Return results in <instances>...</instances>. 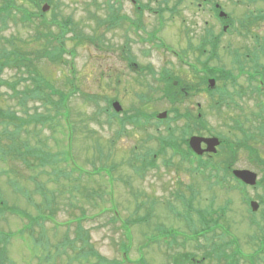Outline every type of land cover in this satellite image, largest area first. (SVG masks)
I'll return each mask as SVG.
<instances>
[{"label": "rangeland", "instance_id": "1", "mask_svg": "<svg viewBox=\"0 0 264 264\" xmlns=\"http://www.w3.org/2000/svg\"><path fill=\"white\" fill-rule=\"evenodd\" d=\"M114 1L53 0V4L43 3L35 8L32 3L28 5L16 0L18 5L26 3L25 7L35 12L38 19L30 27L10 21L8 28L0 31V34L15 39L17 50L26 61L31 62L33 69L30 73L7 71L3 79L16 84L18 92L33 90L36 82L42 84L41 78L51 82L57 91L50 97L49 91L45 90L52 103V106H48L49 111L53 108L51 116L59 111L55 104L59 102L60 94L69 96V130L74 131L72 151L77 163L92 172L100 166L104 168L100 175L93 178H82L78 182L63 178L60 184H56L49 181L47 175H39L42 170H29L32 166L21 160H0V195L10 208L24 210L32 215L33 220H39L37 225L31 221V227L29 219L20 217L18 211L15 214L8 211L0 218V240L7 234H14L4 254L5 259L0 255V264H120L123 260L122 244L129 246L130 264L142 260V264H174L173 258L178 255L179 259L181 257L179 250L168 245L173 241L172 233H179L177 242L181 243L193 227L200 228L195 209L208 208L212 201L216 209L228 203L229 212L223 218H217L220 228L215 234L219 237L213 239L209 235L206 240L201 238V243L207 248L196 250V259L191 260L196 264H218L217 260L210 257L216 251L212 248L227 242L228 238L225 237L230 236L237 241L245 256V259H240L241 264H252L248 259L253 255L256 257L255 264H264V145H253L259 157L256 162L251 161L247 150L238 147L236 140L240 133L235 130L237 126L246 132L252 129L257 133L256 129L264 127V108L261 106L264 96L253 93L254 84L248 88L249 80L242 73L238 84L228 85L223 97L212 99L211 95H206L204 91L202 93V88L195 81L190 83L186 67L170 52H164V57L156 51L157 47L141 41L151 33L158 32L167 47L184 55L189 37L186 29H193L200 37L207 21L205 12L191 5L190 1L186 0L180 6L182 3L179 4V0H138L142 8L138 14L132 0H118L120 6L114 9L115 14L120 18L127 15L136 20L142 28L138 33L130 30L124 22L112 23L110 6ZM218 1L226 11L238 17L248 14L252 10L248 7L251 4L264 6L259 2L242 4L246 0ZM2 4L4 2L0 0V6ZM46 5L50 7L44 12ZM20 15L14 11L18 22ZM67 21L73 25H67ZM41 22L51 23L50 29L41 27ZM48 31L50 37L46 36ZM228 44L240 50L251 46L257 52H264V22L254 20L249 35H225L221 44V50L225 51L221 62L230 69ZM60 47L61 57H56L52 53ZM52 56L56 59H50ZM127 59L137 62L138 70L143 69L142 75L152 74L155 77L161 67H166L164 70L175 76L167 91L170 103L162 99H145L158 91L153 92V82L149 83L147 76L141 82H136L139 77L126 70ZM244 64L249 71L264 72V54L258 62L256 54L254 61L245 60ZM233 65L235 68L236 65ZM11 94L7 86L0 89V107L11 109L19 119H26L27 115L22 112L18 101L10 98ZM35 99L29 101V113L46 115L47 109L42 100ZM108 101L119 102L122 107L119 118H131L132 125L125 121L122 131L118 124L119 118L109 120L105 112ZM163 112H167L168 119L173 121L159 124L152 120L151 127H135L137 125L134 123L138 120ZM177 118L181 119L175 123ZM188 120H191V127L187 134L176 133L180 141L178 145L183 146V141L199 133L205 137L219 136L221 140H226V146L220 148L221 152L212 159L213 163L224 169L222 164L230 162L233 169L252 171L257 175L260 185L240 189L230 175H227L230 181L213 178V181L208 182L204 179L208 173L201 174L169 147H161L159 151L156 138L166 136L168 126L172 130L177 126L185 128ZM65 122L61 116L54 123L55 128L49 124L45 127L40 123L34 125L33 130H43L44 127V132L41 131L36 139L33 137L31 144L37 146V140L41 139L45 142L43 145L56 154L60 151L58 140L66 137ZM0 131L5 134L3 126H0ZM24 137H21L23 141ZM16 143L19 147L23 144L19 141ZM231 143L235 148H232ZM10 145H13L12 140L6 139L2 146L6 148ZM151 153H154V168L148 165ZM32 162L37 163L34 160ZM21 173L25 176L19 182L16 179ZM221 175L224 176L223 173ZM30 177L46 182L48 189L61 185L65 187L62 190H68L64 194V206L60 205L55 211L54 222L38 219L50 215L52 208L37 210L28 201L26 195L37 202L43 198L35 193L36 182ZM12 181L13 188L10 185ZM76 185L83 188L81 192L97 191V198L89 197L87 200L81 193L71 192ZM24 188L28 194L23 192ZM190 189H197V192L192 191L190 195ZM191 198L194 200L191 201ZM247 199L258 203L257 212H252L251 204L246 203ZM70 201L77 207H71ZM106 208L108 211L100 213ZM83 210L88 219L79 227L75 224L78 223L75 218L82 216ZM143 219L148 221L147 225H143ZM125 221L129 223V234H125L122 226ZM67 222L69 227L65 226ZM62 223L63 226L60 225ZM219 233H224L225 237H220ZM126 235L130 237L126 238ZM158 241L164 244L156 243ZM205 252L208 254L206 259L203 257ZM225 252L228 256L233 255L229 248Z\"/></svg>", "mask_w": 264, "mask_h": 264}, {"label": "trees", "instance_id": "2", "mask_svg": "<svg viewBox=\"0 0 264 264\" xmlns=\"http://www.w3.org/2000/svg\"><path fill=\"white\" fill-rule=\"evenodd\" d=\"M2 1L4 2V4L0 6V31L7 29L10 21L17 22L20 25L22 24V26H26V27H30L34 25L35 20L38 19V15L35 12L27 9L25 7L27 6V4L29 5V3H32L35 8H39L40 5L43 3L53 4V0H21L27 3V4L24 3L22 5H18L16 3V0H2ZM183 1L184 0H179V4H181ZM110 7L112 9V17H113L112 23L118 24L121 20H124V17L120 18L117 14H115V11H114V9L116 8L115 4H111ZM14 11L15 12L17 11L21 14L19 22L15 19ZM66 24L73 25V23L69 21H67ZM40 25L41 27L43 26L45 30H48L50 29L51 23L41 22ZM46 36L50 37V31H48ZM52 39L55 40V38H52ZM60 49L61 47L56 49L52 54H54L56 57H61L60 54L62 52H59ZM262 54H264V52L262 53L257 52V62L259 61L260 57H262ZM55 56H52L50 59H56ZM257 65L259 66V64ZM12 70L19 71V72L26 71L28 73L33 71V69H31V62L26 61L23 57V54H21L19 50H17L15 39L13 37H6L2 35L1 33L0 34V89L3 86H7V88L12 91L10 98L12 100L18 101V105H20L22 112L27 115V118L19 119L17 118L16 114L11 109L5 110L3 109L2 106L0 107V126L4 127V133L6 134L5 135L2 133V131H0V160L4 162H7L8 158H11V161L13 162L17 159L21 160L24 164H27V165L30 164L32 166L29 170L33 172H38L39 170H42L39 173V175H47L49 178L48 180L54 181L56 184H60V181L63 178L64 179L70 178V179H73L75 182H78L79 179H82V178H91L92 176L100 175L104 169L102 168V166H100L98 169H94V171L92 172V171H87L86 169H84L83 166L79 165L80 163L79 164L77 163L78 161L76 160L75 155L73 154V151H72L73 137H74V131L72 129L70 132L68 133L66 132V135H65L66 137L64 138V140H58L57 146L60 148L59 149L60 151L57 152L56 154L52 153L50 149L48 150V147L43 145V143L45 142L41 139L37 140L38 142L37 146L36 144L35 145L31 144L33 137L36 139L38 138V136H40L41 131L44 132L45 125L49 124L51 125V128H55L54 123L58 121L59 117L62 116L63 118H66V119L70 117L69 109H68L69 96L60 94L59 102L55 104V106L59 107V111L55 113L54 116H51L52 114L50 113V111H53V108H51L50 111L48 110V106H52V103L48 99V95L51 97L52 95L57 93V91L55 90V87L51 85L52 83L46 80L45 78H41L42 84L36 82V86L33 90L30 91L29 89H27L22 92H18L16 89L17 88L16 84L6 82L3 79L5 73L7 71H12ZM45 90L49 91L48 95L45 92ZM33 98L34 99L36 98L35 100L37 99L42 100L43 105L47 109L46 115H43V114L32 115L29 113L28 111L29 101ZM105 112L108 115L109 120H112L114 118H117V119L119 118V115L114 113L112 110L111 101H108V106L105 109ZM175 112L178 113L177 110ZM180 117L182 118L181 115ZM181 118L175 119V123H178V121ZM118 120H119L118 124L120 126V129L123 131L124 118L123 119L119 118ZM170 121H173V120H170ZM188 121L189 123L186 124L185 128H180L179 126H177L175 130H171L169 137H168V141H166L165 144L168 143V146L177 145L176 143H177L178 137L176 133L184 132V135L187 134V131L191 127L190 125L191 120H188ZM38 123L44 125L43 130L42 129L38 130L36 128H34L33 130L34 125ZM64 124H65V128L67 129L68 124L66 123ZM235 130H237L240 133V137H238V139L236 140L238 147L240 149L242 148L244 150L246 149L247 152L255 155L258 158L259 157L258 151L254 149L253 145L254 144L257 145L259 143H263L264 145V127L262 126L259 130L256 129L257 133H254L252 129L246 132L239 127H236ZM25 134L26 136L24 137ZM199 135H203V134L199 133ZM21 137H24V141L23 139H21ZM6 139L7 140L11 139L13 142V145H10L4 148L2 145ZM16 141L22 142L23 143L22 146L19 147ZM224 145L225 144H223L222 146ZM32 160L37 161V163L32 162ZM259 162L262 164L261 161ZM94 164H96V162H94ZM47 168L50 170L47 171ZM197 168H198L197 171H199L203 175H205V173L207 172L208 174L207 176H205L207 178L213 177V178H216L217 180L219 179V181L227 180V175L224 174V176H221L220 169L215 166H209L207 164H199ZM82 169L84 171H82ZM230 170H231L230 168H225L226 173H228ZM77 172H80V173L78 174ZM228 175L232 176L230 172L228 173ZM24 176L25 174L21 173L20 177L17 178L16 180L19 181L20 178L24 179ZM30 180L32 181L34 180L36 182L35 183L36 185L35 193H39L40 195L43 196V198L40 199L41 201L37 202L35 200L33 201V199L29 197V195H26L30 204H32L31 206H34L37 210H41V211H43L44 208H47V207L52 208L53 210L50 215L46 217H41L38 219H47V220L49 219L51 221H54V218H55L54 214L56 213L55 211L57 210V207L59 208L61 207L60 205H62V207L64 206V202H63L64 196H65L64 194L66 191L68 192V190H62V188H65V187L64 186L62 187L61 185L60 187L58 185H55L54 186L55 189H52V188L48 189L46 182L37 181L36 178H32V177H30ZM214 181L216 180L214 179ZM10 185L13 188V181L10 182ZM225 187L226 185L224 186V189H226ZM82 190L83 188L80 187V185H76L75 188L71 190V192L81 193L84 199H87V200L89 197H92L95 199L97 198L95 196V192L97 191L81 192ZM23 192L25 194H28L25 188ZM56 197H59V199L57 200ZM213 203L214 201L211 202L208 208L203 207V208L195 209L196 213L194 214H196L199 219L200 228L193 227L191 232L187 233L188 235H186V238H184L181 241V243L177 242L178 237L176 236L179 235V233L177 232L172 233L173 241L169 243L168 245L170 247H173L174 249L179 250L180 257H181V259H179V255L175 256L173 258L174 264H196L191 260L193 258L196 259V256H197L196 250L198 251L201 248H207L206 245L201 243L200 239L203 238L206 240L209 235H211V238L213 239H215L216 237H219V235L215 234L216 231L220 228L217 218L218 219L223 218V215L229 212L230 206L228 208V203H227L225 207H220L216 209L213 206ZM246 203L247 205L249 204L248 199L246 200ZM5 205L9 209L5 207ZM70 206L77 207L76 205L73 204L72 201H70ZM113 209L115 208L113 207ZM8 211L11 212L12 214H15L18 211V213L20 214V217L22 216V218L24 219H29L28 221L31 227H32L31 221H35L34 223H36V225L38 224L39 220L37 219L33 220L32 215L27 214L26 212H24V210H17L15 208L13 209L10 208L7 205V202L5 201V198L0 195V218L4 217L3 215L7 213ZM83 211L84 213L82 216L75 218V219H78V223L76 224L79 225V227L81 223L83 222V220L86 219L85 210ZM106 211H108L107 208L103 209L100 213L106 212ZM114 212L117 213V211H114ZM147 224H148V221L146 219H143V225H147ZM122 226L125 228V234H129L130 233L129 223H126L125 221ZM224 233H219L220 237H225ZM13 235H14L13 233H11V235L7 234L5 237H3L0 240V244L2 245V247H0V255L3 256L4 259H5L4 254L8 250L7 247L10 244V240L13 237ZM127 237L129 238L130 236L126 235V238ZM225 238H228L227 242L221 243L220 245L213 246L212 249L216 250L215 255L210 256V257H213V260H217L218 264H241L240 259H245L244 258L245 256L241 252L237 241L234 238H231L230 236H227ZM227 248L232 250V253H233L232 256H228L226 254L225 250ZM188 249H191V251ZM121 250L123 251V254L125 255L126 260L131 261L129 257V246L126 244H122ZM183 251H186V252H183ZM207 255L208 254L205 252V256L203 257L206 259ZM253 256L252 258L249 259V262H251L252 264H255L256 257L254 258ZM140 262L143 263L144 260ZM199 262L201 263L202 261H199ZM123 263L124 261L120 262V264H123Z\"/></svg>", "mask_w": 264, "mask_h": 264}, {"label": "flooded vegetation", "instance_id": "3", "mask_svg": "<svg viewBox=\"0 0 264 264\" xmlns=\"http://www.w3.org/2000/svg\"><path fill=\"white\" fill-rule=\"evenodd\" d=\"M248 2H259L264 4V0H246L242 4ZM198 7L207 15V21L205 22V27L200 37L195 33L193 29H188L190 30V32H188L189 37L187 38V44L184 54V64L187 70L188 80L190 81V83L195 81L198 87L202 88V93L204 91V93L208 96H213L215 94L214 97H211L212 99H218L219 93L210 94V92L208 91V83L210 79H224L221 82V86L224 89L226 88L224 86V84L226 83L225 79L226 77L231 76V71H233L231 78L235 79L233 81L241 78L242 72L246 74V77L249 80L248 88L251 87V85L255 84V81L248 74L249 70L246 67V64H244V61H252V58L254 57L253 53L255 54L256 48L249 46V48L247 49L240 50L236 49L238 47L232 48V46L228 44L229 47L227 50L229 51L228 55L231 59V61L229 60L231 68L226 70L225 65H223V63L221 62V56L224 55L225 52L224 50H221V44L226 34H230L231 36L236 37H239L244 33L249 35L254 24V20H261L264 22V6L251 4L248 7H250V9L252 8V10L249 11L248 14H245L241 17L235 16L233 12L226 11V9H224V6L218 0H204L201 5H198ZM221 14H223V16H221ZM233 64L236 65L235 68ZM126 65V70L128 72L139 77L136 79V82H141L147 76L149 83L153 82V92H155V83H157V86H159L161 83H166L170 79L175 80L172 75H170L166 71L164 72V69L166 67H161L154 77V75L152 74L142 75L143 69L140 68V70H138L139 66L133 59H127ZM166 65L167 64H163V66ZM234 70H236L238 76L234 74ZM163 72L164 74L162 76ZM193 73L194 75H197V77L195 76L194 78ZM125 76L126 72H124V78ZM232 84L236 85L238 84V81L230 82L226 85L228 86ZM253 89L254 88H252V90ZM222 92L224 93L225 91L222 90ZM250 93L252 95V92ZM148 98L153 101H157L160 97L156 92L148 96ZM199 117H201L200 114ZM207 156L210 157V155Z\"/></svg>", "mask_w": 264, "mask_h": 264}, {"label": "water", "instance_id": "4", "mask_svg": "<svg viewBox=\"0 0 264 264\" xmlns=\"http://www.w3.org/2000/svg\"><path fill=\"white\" fill-rule=\"evenodd\" d=\"M49 7L45 6L44 12L48 11ZM114 108L117 112H121L122 108L118 103L114 104ZM161 118H166V114L162 115ZM205 143L208 148L206 150L207 153H217V148L220 146V141L218 139H203V138H193L191 140V146L193 150L197 153L202 155L204 151L202 150V144ZM235 176L244 182L247 185L255 186L257 183V175L250 172V171H235ZM253 211H257L259 209V205L257 203H252Z\"/></svg>", "mask_w": 264, "mask_h": 264}]
</instances>
